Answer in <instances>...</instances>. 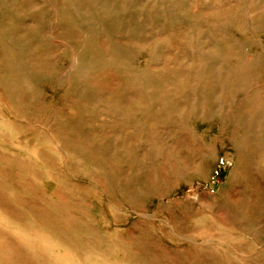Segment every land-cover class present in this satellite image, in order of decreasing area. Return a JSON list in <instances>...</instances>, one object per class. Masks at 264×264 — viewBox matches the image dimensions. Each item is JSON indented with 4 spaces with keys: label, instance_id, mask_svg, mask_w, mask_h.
I'll use <instances>...</instances> for the list:
<instances>
[{
    "label": "rangeland",
    "instance_id": "rangeland-1",
    "mask_svg": "<svg viewBox=\"0 0 264 264\" xmlns=\"http://www.w3.org/2000/svg\"><path fill=\"white\" fill-rule=\"evenodd\" d=\"M0 264H264V0H0Z\"/></svg>",
    "mask_w": 264,
    "mask_h": 264
}]
</instances>
